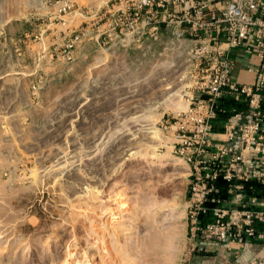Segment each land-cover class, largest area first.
<instances>
[{
  "label": "rangeland",
  "instance_id": "1",
  "mask_svg": "<svg viewBox=\"0 0 264 264\" xmlns=\"http://www.w3.org/2000/svg\"><path fill=\"white\" fill-rule=\"evenodd\" d=\"M69 1L0 0V264H190L171 124L197 38L125 39Z\"/></svg>",
  "mask_w": 264,
  "mask_h": 264
},
{
  "label": "built area",
  "instance_id": "2",
  "mask_svg": "<svg viewBox=\"0 0 264 264\" xmlns=\"http://www.w3.org/2000/svg\"><path fill=\"white\" fill-rule=\"evenodd\" d=\"M93 1L85 18L114 24L125 39L156 38L171 22L178 39L197 38L188 107L171 124L190 171V251L217 243L239 257L234 245L255 243L250 264H264V0ZM72 4L64 0L60 12ZM238 49L260 60L253 83L233 79Z\"/></svg>",
  "mask_w": 264,
  "mask_h": 264
},
{
  "label": "crops",
  "instance_id": "3",
  "mask_svg": "<svg viewBox=\"0 0 264 264\" xmlns=\"http://www.w3.org/2000/svg\"><path fill=\"white\" fill-rule=\"evenodd\" d=\"M234 71L233 79L241 83H253L255 80V69L259 66L260 60L255 55H250L242 49L236 50L233 55ZM221 121L218 123L221 125ZM240 247L239 257L233 250L222 248L217 243L200 244V249L194 252L193 264H250L251 259L259 249L255 243L246 244ZM196 253V254H195Z\"/></svg>",
  "mask_w": 264,
  "mask_h": 264
}]
</instances>
